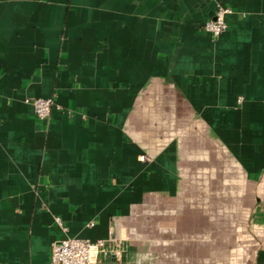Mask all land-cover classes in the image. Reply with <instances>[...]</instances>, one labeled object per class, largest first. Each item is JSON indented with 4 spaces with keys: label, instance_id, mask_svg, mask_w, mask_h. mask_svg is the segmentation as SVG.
<instances>
[{
    "label": "crops",
    "instance_id": "1",
    "mask_svg": "<svg viewBox=\"0 0 264 264\" xmlns=\"http://www.w3.org/2000/svg\"><path fill=\"white\" fill-rule=\"evenodd\" d=\"M115 225L99 264H264V0H0V264Z\"/></svg>",
    "mask_w": 264,
    "mask_h": 264
},
{
    "label": "built area",
    "instance_id": "2",
    "mask_svg": "<svg viewBox=\"0 0 264 264\" xmlns=\"http://www.w3.org/2000/svg\"><path fill=\"white\" fill-rule=\"evenodd\" d=\"M230 13L229 8H217L214 18L206 22L203 30L213 39L219 38L227 29L226 16ZM30 103L34 107L37 118L41 121H48L54 108L62 110L61 106L55 104L53 98H36ZM141 159L144 160L145 157L142 156ZM56 222L66 230L60 218H56ZM123 239L120 228L115 225L112 226L109 236L105 239L90 240L73 237L56 240L51 246L50 264H99L120 260Z\"/></svg>",
    "mask_w": 264,
    "mask_h": 264
},
{
    "label": "rangeland",
    "instance_id": "3",
    "mask_svg": "<svg viewBox=\"0 0 264 264\" xmlns=\"http://www.w3.org/2000/svg\"><path fill=\"white\" fill-rule=\"evenodd\" d=\"M246 203L248 204V209H249L251 201H247ZM240 209H241L242 215L240 217L233 218V223H235V226L240 227L242 229L245 226V224H246V218H245V214H244L245 213V208H240ZM248 212H249V210H248ZM251 224H252V222L250 221V218H248V227L249 228H252ZM240 235H242V233L241 234H238V233L235 234L236 243H233L234 247L230 250V251H232L231 252V264H239V260H240L239 256H240V250H241V248H240L241 247V243H240V239H239ZM251 239H253V240L255 239V234L252 233L251 230H249V234H248V249H247L248 254H250L254 249H256L255 246L254 247L252 246V243L250 242ZM253 244H255V243H253ZM220 264H223V263H220Z\"/></svg>",
    "mask_w": 264,
    "mask_h": 264
}]
</instances>
